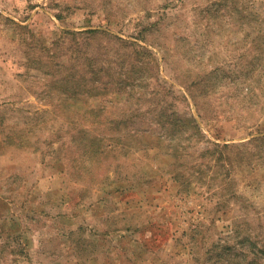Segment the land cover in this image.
I'll return each instance as SVG.
<instances>
[{
  "label": "rangeland",
  "instance_id": "rangeland-1",
  "mask_svg": "<svg viewBox=\"0 0 264 264\" xmlns=\"http://www.w3.org/2000/svg\"><path fill=\"white\" fill-rule=\"evenodd\" d=\"M0 264H264V0H0Z\"/></svg>",
  "mask_w": 264,
  "mask_h": 264
},
{
  "label": "trees",
  "instance_id": "trees-1",
  "mask_svg": "<svg viewBox=\"0 0 264 264\" xmlns=\"http://www.w3.org/2000/svg\"><path fill=\"white\" fill-rule=\"evenodd\" d=\"M94 31H96V30H94V29H88V30H86V31H80V32H84V33H90V32H94ZM63 32L64 33H69V34H72V33H76L75 31H69V30H63ZM104 32V31H103ZM59 37V36H58ZM60 38V37H59ZM74 40H76L75 38H73ZM56 42V44H54V48L56 49V48H59L60 46H59V44H58V41H59V39L57 38L56 40H55ZM61 48V47H60ZM89 65L91 66V69H87V71L88 72H90V77L88 78V81H87V85L86 86H88V84H94V83H98V81L100 80V72L102 71V68H100V69H97V68H95V66L96 65H94V64H92L91 62L89 63ZM81 81V78L78 80V85H79V82ZM85 81V82H86ZM71 86H74V89L76 90V83L74 84L72 81H71V84H70ZM74 90V91H75ZM111 92V91H110ZM91 93V95H94L95 93H92V92H90ZM113 93V92H112ZM189 121H191L193 124H194V127H195V129H197V127H198V121L196 120V118L194 117V116H192L191 118H189L188 119ZM198 131V130H197Z\"/></svg>",
  "mask_w": 264,
  "mask_h": 264
}]
</instances>
